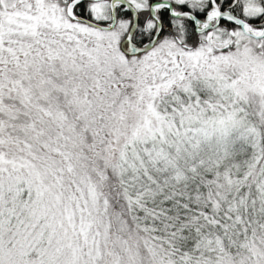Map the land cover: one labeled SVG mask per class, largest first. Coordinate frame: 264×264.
Listing matches in <instances>:
<instances>
[{
    "label": "snow or ice",
    "instance_id": "6c2138e0",
    "mask_svg": "<svg viewBox=\"0 0 264 264\" xmlns=\"http://www.w3.org/2000/svg\"><path fill=\"white\" fill-rule=\"evenodd\" d=\"M0 264H264V0H0Z\"/></svg>",
    "mask_w": 264,
    "mask_h": 264
}]
</instances>
